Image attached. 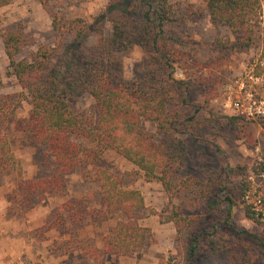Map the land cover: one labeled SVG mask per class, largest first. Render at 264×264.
<instances>
[{"label": "trees", "instance_id": "16d2710c", "mask_svg": "<svg viewBox=\"0 0 264 264\" xmlns=\"http://www.w3.org/2000/svg\"><path fill=\"white\" fill-rule=\"evenodd\" d=\"M12 1L0 0V7ZM38 1L52 20L56 32L54 46L40 44L31 59H17L24 47L31 44L29 35L17 26L0 30L9 60L7 73L14 76L23 89L0 96V187L8 176L22 173L9 137L13 126L31 143L48 148L55 169L40 177L15 179L8 193L7 216L24 217L46 197L66 195L70 175L80 171L84 181L96 182L101 190L102 214L98 224L116 215L122 218L102 236L101 245L97 246L90 238L77 235L72 226L84 224V216L67 201L39 229L42 234L56 228L69 234L67 238H54L49 252L66 256L78 251L88 264H105L110 255L137 253L150 237L151 229L140 222L147 206L139 189L126 188L118 175L99 166L101 156L113 150L136 165L147 181L160 182L170 197L182 190L194 192L198 186L195 193L205 199L211 209L221 210L223 203L226 225L235 236L246 239L256 253V261H253L237 257L233 249L230 253L233 262L264 264V232L253 233L233 219L236 202L226 192L227 174L234 169L228 168L225 176L222 171L214 170L203 183L176 179V173L186 164L189 148L188 142L177 136L174 127L177 113L173 106L185 101L186 95H180V91H187L186 82L174 76V63L183 59L179 49L183 45L182 36L174 28L187 31L188 27L184 17L176 14L171 0H130L132 11L121 5V0H113L100 15L91 19L69 18L55 11V0ZM206 4L211 24L226 26L237 37L233 41L217 37L213 42L215 48L220 52L257 48L264 62L262 0H206ZM106 21L112 25L110 37L105 35ZM92 36L97 37V42L90 44ZM135 45L149 55L140 82L123 78L113 69L111 61L114 51H127ZM83 94L94 99L95 117L90 121L83 119L72 106V99ZM26 97L30 98L32 108L29 119L22 123L16 112ZM223 118L225 124L244 133L249 129L240 115ZM145 120L156 123L158 135L146 128ZM80 138H87L94 146L84 147ZM262 159L252 167L254 174L264 172V157ZM89 165L92 172L87 168ZM249 185L250 181H239L245 215L264 229L261 213L245 199ZM152 214H157L162 223L173 222L178 233L194 222L184 216L177 205H172L170 213L152 211ZM69 220L70 229L65 227ZM198 239L199 235L189 243L188 264H199ZM209 241L216 252L228 248L214 239Z\"/></svg>", "mask_w": 264, "mask_h": 264}, {"label": "rangeland", "instance_id": "374dc122", "mask_svg": "<svg viewBox=\"0 0 264 264\" xmlns=\"http://www.w3.org/2000/svg\"><path fill=\"white\" fill-rule=\"evenodd\" d=\"M111 1L113 0H55L53 9L69 18L91 19L100 15ZM171 2L176 14L184 17L188 27L187 31L181 27L174 28L183 40L182 47H179L183 59L174 63V76L187 85L186 92L184 89L180 91V95H186L185 101L173 106L177 113L174 127L177 136L186 140L189 148L186 164L176 173V179H184L188 183H203L214 170L222 171L225 176L228 168L234 169L227 174L226 192L236 202L233 219L253 233H263V227L245 215L239 181H250L245 199L262 211L261 217L264 220V172L254 174L252 171V167L258 161H263L264 157V118L244 119L249 125L246 133L225 124L223 118L226 115H238L227 106L226 86L251 65L255 74L263 77L258 93L264 96V62L260 60V50L238 48L233 52H220L213 45L217 37L228 38L230 41L237 37L228 27H215L211 24L206 0ZM262 3L264 13V0ZM120 4L129 11L134 9L130 0H121ZM14 26L24 29L32 41L24 47L17 59H31L40 44L54 46L56 43L52 20L38 0H13L0 7V30ZM104 26L105 35L110 37L111 23L106 21ZM96 42V36L89 39L90 44ZM148 57L141 46L135 45L127 51H114L111 54L112 67L123 78L140 82ZM8 65L9 60L0 36V96L23 91L16 78L7 73ZM72 106L85 120L90 121L95 117L94 99L89 94L73 98ZM31 108L30 98H24L16 112L17 119L22 123L27 122ZM144 124L151 133L158 135L155 122L145 120ZM9 137L22 165V173L8 176L0 187V264H88L89 261H83L78 251L66 256L49 252L48 247L54 238H67L69 234L61 233L58 228L42 234L39 229L45 221L53 218V213L60 210L63 204L71 201L75 211L84 216V224L72 226L77 235L83 239L90 238L94 245L100 246L102 236L122 216L116 215L98 224L102 214L101 190L96 182L84 181L80 171H77L69 177L66 195L46 197L24 217H8V193L15 179H32L55 169L46 146L31 143L14 126ZM79 140L86 148L94 146L87 138ZM98 164L118 175L126 188L141 191L147 211L140 222L151 229L143 249L123 256L110 255L105 264H188L189 243L198 235L199 264H235L230 254L233 249L236 250L237 257H248L256 261L255 248L246 239L235 236L226 225L225 205L221 203V210L211 209L205 199L195 193L198 186L194 192L182 190L170 197L160 182L147 181L136 165L113 150H107ZM87 168L92 170L90 165ZM258 198L262 200L260 205L256 204ZM172 205H177L184 216L194 221L191 226L183 227L181 233H178L173 222L162 223L157 214H152V211L158 214L170 213ZM69 225L70 220L65 227L70 229ZM209 239L223 243L228 248L216 252L214 246H210Z\"/></svg>", "mask_w": 264, "mask_h": 264}, {"label": "built area", "instance_id": "2783aa9c", "mask_svg": "<svg viewBox=\"0 0 264 264\" xmlns=\"http://www.w3.org/2000/svg\"><path fill=\"white\" fill-rule=\"evenodd\" d=\"M262 81L263 77L255 74L252 65L247 67L240 76L226 86L227 106L245 119H263L264 96L258 93V86ZM256 204H262V200L258 198ZM255 210L263 214L256 206Z\"/></svg>", "mask_w": 264, "mask_h": 264}]
</instances>
